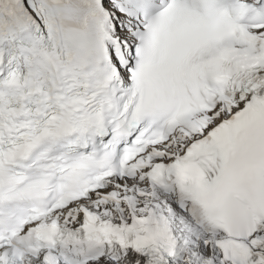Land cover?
Returning <instances> with one entry per match:
<instances>
[{
  "label": "snow or ice",
  "instance_id": "snow-or-ice-1",
  "mask_svg": "<svg viewBox=\"0 0 264 264\" xmlns=\"http://www.w3.org/2000/svg\"><path fill=\"white\" fill-rule=\"evenodd\" d=\"M0 264H264V0H0Z\"/></svg>",
  "mask_w": 264,
  "mask_h": 264
}]
</instances>
